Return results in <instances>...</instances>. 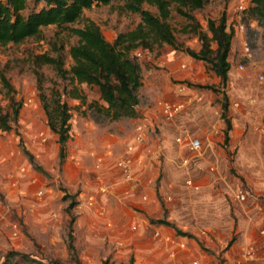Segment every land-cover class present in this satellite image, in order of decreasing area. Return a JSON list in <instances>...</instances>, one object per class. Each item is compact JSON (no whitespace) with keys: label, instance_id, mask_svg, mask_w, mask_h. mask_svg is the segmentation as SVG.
<instances>
[{"label":"rangeland","instance_id":"rangeland-1","mask_svg":"<svg viewBox=\"0 0 264 264\" xmlns=\"http://www.w3.org/2000/svg\"><path fill=\"white\" fill-rule=\"evenodd\" d=\"M126 1L94 4L69 25L93 19L113 41L140 21ZM250 4L208 0L193 12L204 29L223 13L234 29L225 85L205 61L168 44L155 47L171 54L156 63L145 49L135 50L145 79L138 117H106L90 104L96 88L81 84L87 100L72 98L70 80L36 61L47 52L69 68L77 36L66 26L50 24L21 42L0 44V74L22 102L12 129L0 128V264H264V21L248 11ZM169 21L179 41L199 49L198 36L181 30L188 20L174 8ZM155 69L164 80L158 92ZM58 95L72 107L64 159L44 107ZM164 101L183 107L167 118ZM0 102L7 109L1 75ZM140 118L147 140L132 152L142 163L130 179L117 161ZM190 138L200 139L199 151Z\"/></svg>","mask_w":264,"mask_h":264},{"label":"trees","instance_id":"trees-1","mask_svg":"<svg viewBox=\"0 0 264 264\" xmlns=\"http://www.w3.org/2000/svg\"><path fill=\"white\" fill-rule=\"evenodd\" d=\"M111 1L0 0V44L18 43L27 37L36 36L43 26L50 24L66 26L70 34L77 36V41L69 48L72 58L69 68L64 67L60 55L54 56L47 52L38 54L36 61L52 65L60 76L70 80L71 87L67 94L72 98L82 102L87 100V94L80 88L81 84L96 88L98 98L91 100L90 104L111 119L139 116V88L144 84V79L141 63L135 53L138 48L153 50L156 46L168 44L185 51L193 58L205 61L225 85L231 67L229 54L234 29L228 25L225 13L217 19H207L204 29L193 12L202 9L208 0H128L126 9L138 13L140 21L135 27L119 32L113 41L105 37L101 26L93 19L85 18L81 26L69 25L83 17L84 9ZM145 2L156 6L157 12L145 8ZM173 8L188 20L181 30L198 36L201 42L199 49L177 39L169 21ZM248 11L264 21V0H251ZM0 75L8 100L7 109L0 102V128L11 130L12 122L19 117L22 102L16 98L14 86L6 75ZM44 107L50 127L58 134L60 158L64 159L66 143L71 136L72 107L60 95L54 99L51 107L47 102ZM226 109L227 104L224 105ZM231 127L228 120L226 140ZM70 249L75 250L72 242ZM21 256L25 260H32L25 254ZM128 264H134L133 260ZM220 264L225 263L222 261Z\"/></svg>","mask_w":264,"mask_h":264},{"label":"built area","instance_id":"built-area-1","mask_svg":"<svg viewBox=\"0 0 264 264\" xmlns=\"http://www.w3.org/2000/svg\"><path fill=\"white\" fill-rule=\"evenodd\" d=\"M244 44V49H243V54L244 55H249L250 47L247 43V41L243 42ZM139 54V52H138ZM260 78L263 79L264 75L261 74ZM183 104L182 103H171L164 101L162 102V112L167 118H173L177 115V113L182 109ZM147 140V126L144 120L141 118L137 121L135 125V130H134V137H133V142L128 145L127 147V154L124 155L121 159L117 161V164L121 167V169L124 172V175L126 178H133L132 174V168L134 164L140 165L142 163V158L141 157H135L134 154H132L134 148L136 146H141L143 145ZM177 140L179 142H184L183 137H178ZM188 144L191 149L195 151H199L201 147L200 139L198 138H190L188 140ZM237 196L241 199L245 198V193L243 192L242 189H239L237 192ZM160 231L156 230L155 235H159Z\"/></svg>","mask_w":264,"mask_h":264},{"label":"crops","instance_id":"crops-1","mask_svg":"<svg viewBox=\"0 0 264 264\" xmlns=\"http://www.w3.org/2000/svg\"><path fill=\"white\" fill-rule=\"evenodd\" d=\"M145 54L148 55V58L152 57L153 58L152 61H154L155 63L157 62V60L162 59L163 57H168V56L171 55V54H168V55L164 56L165 54L164 53H160L158 49H156V50H154V49L153 50L145 49ZM171 59L174 60V56L169 58V60H171ZM182 65L185 66V64H182ZM141 67H142V65H141ZM150 71H152V68L150 69ZM155 71L157 72L158 70L155 69ZM156 72H154L155 75L152 78V81H153L152 87L155 89L154 90L155 92L156 91L158 92L164 86L163 85L164 80H163L162 75L159 74L158 72L157 73ZM144 85H145V79H144V84L142 86H144ZM139 104H138V106H139ZM138 106H137V108H138V111H139V107Z\"/></svg>","mask_w":264,"mask_h":264}]
</instances>
